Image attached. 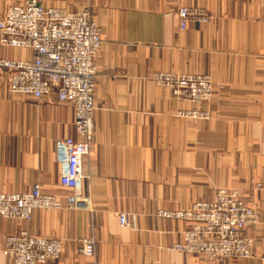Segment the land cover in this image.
Segmentation results:
<instances>
[{
	"label": "crops",
	"instance_id": "crops-1",
	"mask_svg": "<svg viewBox=\"0 0 264 264\" xmlns=\"http://www.w3.org/2000/svg\"><path fill=\"white\" fill-rule=\"evenodd\" d=\"M0 0V16L13 3ZM78 10L88 6L101 27L96 57L94 141L79 191L89 208L37 209L30 221L0 216V264L8 235L63 241L47 264H264V4L261 0H42ZM181 6L206 8L209 24L180 29ZM0 57L31 59L32 51L0 43ZM158 72L208 73L215 91L209 120L176 115L190 103L154 80ZM75 110L57 90L36 99L12 94L0 79V192L66 197L58 138L73 135ZM238 188L259 213L249 228L254 256L212 260L173 245L189 222L157 215ZM125 212L129 224L120 223ZM94 237L95 256L80 239Z\"/></svg>",
	"mask_w": 264,
	"mask_h": 264
},
{
	"label": "built area",
	"instance_id": "built-area-1",
	"mask_svg": "<svg viewBox=\"0 0 264 264\" xmlns=\"http://www.w3.org/2000/svg\"><path fill=\"white\" fill-rule=\"evenodd\" d=\"M177 15L182 30L190 22L209 24L214 19L199 6H181ZM0 43L32 51L31 59L0 57V79L10 93L41 99L57 90L59 101L68 102L75 110V133L56 141L61 184L70 193L66 197L46 193L40 184L28 191L0 192V216L30 221L37 209L89 208L90 202L79 187L85 175L84 160L94 141L96 57L103 44L101 27L91 8L71 10L48 6L42 0L13 3L0 16ZM154 80L169 88L174 97L190 103L189 108L176 111L178 117L204 121L211 118L206 107L215 91L210 74L158 72ZM256 186L264 190V182ZM157 215L189 222L183 238L173 245L177 251L212 260L254 256L255 241L248 231L258 223L259 213L238 188L221 187L211 200H197L179 210H159ZM119 217L122 225L129 224L125 212ZM80 244L85 256H95L94 237H83ZM62 251V239L23 229L6 237L2 252L13 264H47L59 258Z\"/></svg>",
	"mask_w": 264,
	"mask_h": 264
}]
</instances>
